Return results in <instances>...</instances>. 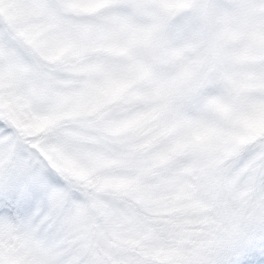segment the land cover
Here are the masks:
<instances>
[{
    "label": "snow or ice",
    "instance_id": "snow-or-ice-1",
    "mask_svg": "<svg viewBox=\"0 0 264 264\" xmlns=\"http://www.w3.org/2000/svg\"><path fill=\"white\" fill-rule=\"evenodd\" d=\"M0 264H264V0H0Z\"/></svg>",
    "mask_w": 264,
    "mask_h": 264
}]
</instances>
